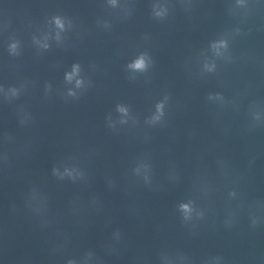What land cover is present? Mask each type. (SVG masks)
Wrapping results in <instances>:
<instances>
[{
  "label": "clouds",
  "instance_id": "obj_1",
  "mask_svg": "<svg viewBox=\"0 0 264 264\" xmlns=\"http://www.w3.org/2000/svg\"><path fill=\"white\" fill-rule=\"evenodd\" d=\"M113 4L115 3V0H112ZM161 13H157V15H160ZM54 23L56 25L57 28L59 29H63L64 28V22L63 20L60 18V17H54ZM226 42L224 41H221L219 42V44H214L213 47H226ZM17 47L16 44H12L11 45V48L13 50H15ZM45 47H47V45H45ZM148 66V63H147V59H146V56L144 54H141L139 57H137L133 62H131L128 67L134 71H144L146 70ZM79 72V65H74L73 66V71L72 73H69L67 74L66 76V79L68 81H71L73 76L75 74H77ZM77 86L79 87L81 84H82V81L81 80H77ZM70 94H73L70 92ZM118 110L121 111V112H126V109L121 107V106H118ZM162 110H163V103H159L157 104V111L158 113L162 114ZM155 119H159V116H156ZM180 208L181 210L187 214V213H190L191 212V208L189 207L188 204H181L180 205ZM70 264H72V262H70Z\"/></svg>",
  "mask_w": 264,
  "mask_h": 264
}]
</instances>
